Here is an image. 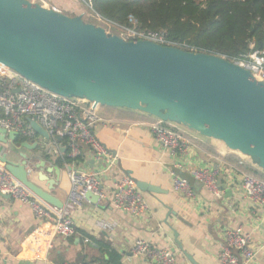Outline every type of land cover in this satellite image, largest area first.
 <instances>
[{
    "label": "water",
    "instance_id": "water-1",
    "mask_svg": "<svg viewBox=\"0 0 264 264\" xmlns=\"http://www.w3.org/2000/svg\"><path fill=\"white\" fill-rule=\"evenodd\" d=\"M0 63L66 97L181 123L253 156L264 170V81L226 57L126 40L86 22L83 13L71 16L31 0H0ZM28 121L36 134L51 140L37 116ZM9 142L12 149H0L6 168L38 198L64 209L65 203L49 192L55 179L38 173L48 190L33 180V170L44 163H34L37 157L22 151L19 161L9 157L20 149H44L45 144L20 142L16 131L0 126V144ZM130 177L143 192H161L156 185ZM86 199L97 202L99 196L88 191ZM173 231L178 247L192 264H199Z\"/></svg>",
    "mask_w": 264,
    "mask_h": 264
},
{
    "label": "crops",
    "instance_id": "crops-1",
    "mask_svg": "<svg viewBox=\"0 0 264 264\" xmlns=\"http://www.w3.org/2000/svg\"><path fill=\"white\" fill-rule=\"evenodd\" d=\"M46 1L50 3L49 7L55 6L66 14L68 10L78 9L80 2L84 3L80 0ZM82 13L85 12L78 14ZM107 107L100 106L102 121L95 131L102 143L117 155V160L113 170L101 174L103 192L109 195L124 175L156 185L161 192L142 191L149 205L148 213L134 217L110 205L106 198L97 202L86 199L80 207L71 209L68 207L70 173L75 170L99 172L101 169L92 150L83 146L81 161H75L69 157L63 138L46 141L38 134L32 138L19 136L21 141H39L45 148L20 149L9 157L19 161L18 153L22 151L36 156L34 163H44L43 167L33 170V180L45 190H48V183L39 179L40 171L56 180L49 192L65 203L64 211L71 217L75 231L68 236L57 234L52 221L39 219L31 207L0 193V264H88L101 257L108 258L100 243L117 251L122 264H150L132 253L137 238L161 248L174 249L175 264H192L178 247L173 230L178 232L184 250L199 264H220L218 255L224 231L228 228L250 233L258 250L254 264H264V207L244 196L238 172L244 170L238 160L261 169L258 164L236 151H229L220 140L201 141L197 133H192L196 131L181 128L177 122H174L175 126L192 137L195 145L187 155L175 157L156 141L151 131L150 125L157 117L127 108ZM203 142H210V146L204 147ZM12 146L10 142L6 146L0 144V149L8 152ZM214 167L222 171L219 177L222 197H216L189 172ZM173 171L190 180L195 197L185 198L173 189ZM84 238L91 242H85Z\"/></svg>",
    "mask_w": 264,
    "mask_h": 264
},
{
    "label": "built area",
    "instance_id": "built-area-1",
    "mask_svg": "<svg viewBox=\"0 0 264 264\" xmlns=\"http://www.w3.org/2000/svg\"><path fill=\"white\" fill-rule=\"evenodd\" d=\"M38 2V0H31ZM90 7L92 17L105 25H113L123 31L126 40H150L162 45H170L165 31L136 29L111 22L94 11L91 0H80ZM54 10L61 11L55 6ZM84 15V13H83ZM190 51L198 52L192 49ZM233 62L250 70L252 75L264 81V54L253 52L243 59ZM100 104L80 97H66L55 93L38 83L24 77L19 72L0 63V126L8 131H16L19 136L32 138L36 132L28 118L37 116L41 125L50 133L51 139L61 136L66 141L68 155L77 160L82 155L83 146L89 147L101 165V172L75 170L70 173L71 190L68 207H80L86 200V193L93 192L99 199L106 198L115 208L126 211L134 217H143L148 213L149 205L143 192L134 180L124 175L117 181L109 195L103 192L101 174L109 173L116 165L114 154L98 138L95 128L102 121ZM158 143L173 156L187 155L195 145L192 137L175 126L174 122L157 118L150 125ZM58 149V146H56ZM58 151V150H55ZM190 175L196 181L210 189L216 197H222L219 177L222 171L218 167L212 169H191ZM240 187L245 197L255 205L264 207V179L240 170ZM173 189L185 198L195 197V190L187 177L172 172ZM0 191L10 195L21 203L32 208L36 217L52 221L55 232L62 236L74 233L73 221L69 215L38 198L24 184L17 180L0 160ZM85 242H91L84 238ZM132 253L147 260L150 264H175L176 253L170 248H161L150 241L137 238L132 246ZM258 250L255 248L250 233L228 228L224 231L218 259L220 264H254ZM88 264H104L101 260H93Z\"/></svg>",
    "mask_w": 264,
    "mask_h": 264
},
{
    "label": "trees",
    "instance_id": "trees-1",
    "mask_svg": "<svg viewBox=\"0 0 264 264\" xmlns=\"http://www.w3.org/2000/svg\"><path fill=\"white\" fill-rule=\"evenodd\" d=\"M105 19L136 29L165 31L171 46L243 59L264 54V0H91ZM118 109L116 107H107ZM133 118L135 115H132ZM21 141V138L19 139ZM81 161V156L77 158ZM247 172L264 179V170L238 160ZM104 264H122L121 255L100 243Z\"/></svg>",
    "mask_w": 264,
    "mask_h": 264
},
{
    "label": "rangeland",
    "instance_id": "rangeland-1",
    "mask_svg": "<svg viewBox=\"0 0 264 264\" xmlns=\"http://www.w3.org/2000/svg\"><path fill=\"white\" fill-rule=\"evenodd\" d=\"M75 1V0H74ZM76 2V1H75ZM79 2V1H78ZM77 2V3H78ZM38 3H40V4H42L43 6H45V7H47V8H50L49 6H50V3L48 2V1H46V0H38ZM79 4H81L80 6H79V8L78 9H76L75 11H70V10H68V13L67 14H70L71 16H75V15H77L79 12H82V11H84L85 13H84V20L86 21V22H90V23H93V24H96V25H100V26H103L105 29H106V32L108 33V34H110V35H118V36H122V34H124L123 33V31H121L120 29H117L115 26H113V25H105L104 23H102L100 20H98V19H96V18H94V17H92V15H93V12H92V10L90 9V7L88 6V5H86L85 3H79ZM92 14V15H91ZM124 36V38H127L125 35H123ZM179 127H187V126H185V125H183V124H181V123H179ZM188 128V127H187ZM192 130V129H191ZM192 131H194V130H192ZM192 133H197L196 135L197 136H199V139H201V141H210V140H212V141H215L214 140V138H209V137H206V136H203L202 134H200L199 132H192ZM210 142H207V143H202V145L204 146V147H208V146H210V144H209ZM229 151H233V152H235L234 150H231L230 148H227ZM235 153H239V155H241L242 157H244V156H246V157H244L245 159H247V160H249V161H252L253 163H256V164H258V161H257V159L256 158H254L253 156H249V155H245V154H242V153H240V152H235ZM258 166H259V164H258ZM260 167V166H259ZM262 169V168H261ZM263 170V169H262Z\"/></svg>",
    "mask_w": 264,
    "mask_h": 264
},
{
    "label": "bare ground",
    "instance_id": "bare-ground-1",
    "mask_svg": "<svg viewBox=\"0 0 264 264\" xmlns=\"http://www.w3.org/2000/svg\"><path fill=\"white\" fill-rule=\"evenodd\" d=\"M238 152V151H237ZM250 156V155H249ZM244 157H246V156H244Z\"/></svg>",
    "mask_w": 264,
    "mask_h": 264
}]
</instances>
